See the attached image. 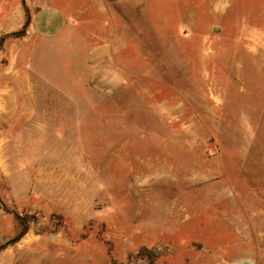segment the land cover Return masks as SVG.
Here are the masks:
<instances>
[{"label":"rangeland","instance_id":"374dc122","mask_svg":"<svg viewBox=\"0 0 264 264\" xmlns=\"http://www.w3.org/2000/svg\"><path fill=\"white\" fill-rule=\"evenodd\" d=\"M102 5L0 36V264H264V0Z\"/></svg>","mask_w":264,"mask_h":264},{"label":"crops","instance_id":"0c3cea01","mask_svg":"<svg viewBox=\"0 0 264 264\" xmlns=\"http://www.w3.org/2000/svg\"><path fill=\"white\" fill-rule=\"evenodd\" d=\"M102 12L105 13V7H99V0H0V36L24 27V42L33 37L53 40L70 30L83 37L97 38V34L92 35L90 32L98 21L92 16ZM110 51L117 53L116 49ZM31 52V49H9L8 66L4 74H13L12 68L17 57ZM6 94L11 100L12 94ZM5 99L0 95V101Z\"/></svg>","mask_w":264,"mask_h":264},{"label":"trees","instance_id":"16d2710c","mask_svg":"<svg viewBox=\"0 0 264 264\" xmlns=\"http://www.w3.org/2000/svg\"><path fill=\"white\" fill-rule=\"evenodd\" d=\"M13 36H17L18 35V33H14V34H12ZM6 36L7 35H4L3 37H1V41H3L5 38H6Z\"/></svg>","mask_w":264,"mask_h":264}]
</instances>
